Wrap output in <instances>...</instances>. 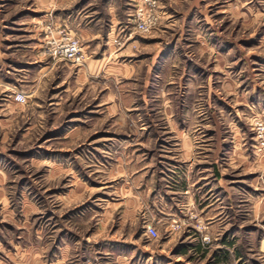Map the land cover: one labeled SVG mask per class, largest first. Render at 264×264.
Wrapping results in <instances>:
<instances>
[{
    "label": "rangeland",
    "instance_id": "374dc122",
    "mask_svg": "<svg viewBox=\"0 0 264 264\" xmlns=\"http://www.w3.org/2000/svg\"><path fill=\"white\" fill-rule=\"evenodd\" d=\"M109 1L77 2L105 22L101 31L92 28L101 35L89 47L78 30L72 32L83 58L71 63L52 59L46 45L61 31L54 21L58 9L46 13L35 0H0V264H264V156H255L250 128V119L264 112V0H155L157 35L137 32L130 21L137 7L114 0L130 14L107 44ZM193 3L185 22L197 27L184 35L181 12ZM166 11L178 27L162 26ZM45 13L49 20L41 18L37 31L41 61L25 62L20 45L33 39L27 21ZM187 71L194 77H182ZM167 81L174 97L184 96L181 118L204 125L216 119L224 131L237 120L250 154L243 175L247 222L233 223L222 238L203 237L206 253L190 263L176 254L195 249L199 240L167 244L155 215L143 222L144 197L130 186L132 172L151 163L152 155L150 166L160 170L170 135L159 122L175 118L177 110L167 113L162 99L145 105L141 98L147 82L153 93ZM113 91L120 94L116 110L109 109ZM17 92L26 96L24 103L15 100ZM149 119L159 126L144 123ZM148 223L158 239L146 234ZM191 227L205 230L200 222Z\"/></svg>",
    "mask_w": 264,
    "mask_h": 264
},
{
    "label": "crops",
    "instance_id": "0c3cea01",
    "mask_svg": "<svg viewBox=\"0 0 264 264\" xmlns=\"http://www.w3.org/2000/svg\"><path fill=\"white\" fill-rule=\"evenodd\" d=\"M78 1L79 0H35V4L37 7H46V13L51 12L50 7L58 9L59 12L55 13L54 20L58 28L71 33L74 30H78L81 37L88 41L86 47H89L93 45L92 42H95V39L101 35L100 33H94L92 28L101 31V24L105 21H103L102 17L96 19L94 16L85 14L82 9L76 6ZM129 1V5L135 7L141 3V0ZM180 1L182 0H178V2ZM195 7L196 5L193 3L188 7L186 12H181L184 16L183 23L179 24V27L173 20L174 13H169L168 11L164 12L163 20H165V22L162 21V26H177L179 32H183L182 34H184L185 31H190L192 29L196 30L197 25L191 24L190 22L186 24L185 22L186 17ZM106 9L107 20L109 21L107 23L109 26L107 44H110L113 32L117 29V25L121 24L122 20L125 21L130 13L127 11L125 15L122 14V12H124L122 1L119 4L116 3V1L114 2V0H112L111 3L110 0ZM46 13L41 17L33 15V17L27 21V26L25 28L32 32L31 36L33 39L20 45L21 57L25 62L31 61L36 64L41 61V48L43 44L42 41L37 38V31L40 29L39 23L41 18L46 17L44 21L49 20V18H47L49 15ZM158 31H161L160 27L153 35H157ZM195 36L196 39H198V37L199 39L203 37L207 41L208 46H210L209 41L203 35H198L196 33ZM179 39L178 37V41ZM198 46H200V44ZM109 49L111 50V47H109ZM153 58L152 62L156 61ZM20 71L24 72L26 70L21 69ZM25 73L26 72H24V75H26ZM193 74L194 73H191V71H187L183 72L181 75L182 77H187L189 80L194 77ZM24 77L25 76L22 78ZM153 77L151 72L149 79ZM18 80L20 83L24 82L22 79ZM171 84L172 82L167 81L162 89L153 93H148L150 85L147 82L145 90L142 92L143 97L141 101L144 102L145 105L155 101V98H157V100L162 99L163 105H166L165 109L167 113L175 111L174 109L177 110V113L175 118H166L159 122L161 123L159 124L161 129H163L162 133H168L170 135L167 136L163 142V148H165L166 151H161L162 158L160 170L150 166L152 160L155 159L154 155H152L150 159L151 163L136 168L134 172H132L134 178L131 180L130 186L131 190H134L137 194L144 197L145 209L143 210L142 216L143 222L145 224L148 222L147 216H149V214L151 217L155 215L157 227H159V229L165 228L164 233L166 239H168V241H166L167 244L176 238L177 242L175 246L180 245L183 241L188 239L199 240V244L195 249L182 250L177 247V250H182L176 254L177 260L184 257L190 263L191 256L203 257L206 253L204 250L205 244L202 241L203 237H210L212 239L222 238L225 233H229L228 231L233 223L247 222V219L243 218V216L247 214V193H245L247 192V184L245 183L247 180L243 179V175H247L248 173L246 163L250 154L248 153L249 147L247 145V137L242 134L240 130L241 125L237 120L233 119V121L228 123L227 127L229 125L230 130L224 131V123L216 119H212L208 121V124L204 125L198 119L190 118L186 120L185 118H181L180 112L185 109L183 107L185 105L184 96L181 94L177 98L174 97V88ZM12 86L19 89L22 84L15 83L12 84ZM187 87L189 86L187 85L186 88ZM110 95H112L113 105L110 106L109 109L113 107V110H116L120 105V103H118V95L120 96V94L113 91ZM147 96H151L153 99L149 100ZM249 106L248 103L245 104L246 108ZM251 112L253 113L252 109ZM255 118L254 115V117L250 119V128ZM148 121H150L149 123H151V126L157 125V122L153 124L154 120L151 119L144 121V123ZM159 125H157V127ZM158 137L159 136H156L157 140ZM148 142L151 144L150 141ZM253 152L257 158H259L260 155L264 156V154H258L254 148ZM134 197H138V195L134 193ZM141 207H143L142 203H140L139 212L142 210ZM192 214L197 216V220L191 218ZM182 222L185 223V225L181 232L172 229L174 223ZM196 222L204 224L205 230L199 231L192 228L191 223ZM161 250L165 249L163 248ZM192 251L193 254H191Z\"/></svg>",
    "mask_w": 264,
    "mask_h": 264
},
{
    "label": "built area",
    "instance_id": "2783aa9c",
    "mask_svg": "<svg viewBox=\"0 0 264 264\" xmlns=\"http://www.w3.org/2000/svg\"><path fill=\"white\" fill-rule=\"evenodd\" d=\"M155 5V0L144 1L137 6L135 13L130 18L135 30L142 35L151 34L159 26V15L154 9ZM46 44L49 55L55 61L76 63L83 58L81 41L71 32L61 30L57 37H52ZM15 100L24 103L26 96L23 93L17 92ZM251 129L254 133L256 152H264V112L252 121ZM184 225L185 223H176L172 225V229L174 231L181 230ZM145 230L150 238H159V232L153 224L148 223L145 226ZM204 240L206 241L207 238H204Z\"/></svg>",
    "mask_w": 264,
    "mask_h": 264
}]
</instances>
